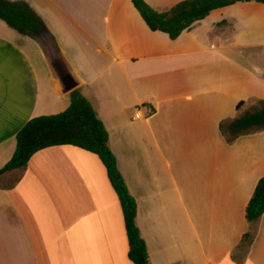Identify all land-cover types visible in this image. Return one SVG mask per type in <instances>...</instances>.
<instances>
[{
  "label": "crops",
  "instance_id": "0c3cea01",
  "mask_svg": "<svg viewBox=\"0 0 264 264\" xmlns=\"http://www.w3.org/2000/svg\"><path fill=\"white\" fill-rule=\"evenodd\" d=\"M8 1L51 13L73 48L88 40L81 75L58 45L108 133L149 264H264V213L251 225L245 218L264 177V129L229 130L264 101V4L214 10L171 40L123 0ZM14 31L0 25V169L28 121L70 104L44 59L46 68L34 66L36 44ZM128 250L96 155L50 147L0 176V264H133Z\"/></svg>",
  "mask_w": 264,
  "mask_h": 264
},
{
  "label": "trees",
  "instance_id": "16d2710c",
  "mask_svg": "<svg viewBox=\"0 0 264 264\" xmlns=\"http://www.w3.org/2000/svg\"><path fill=\"white\" fill-rule=\"evenodd\" d=\"M142 20L152 32L166 34L171 40L177 39L184 31L204 20L212 11L235 3L264 0H183L169 10L158 12L145 0H130ZM0 21L27 37L29 31L45 29L40 17L22 1L0 0ZM243 105L240 103L238 109ZM264 129V101L252 104L249 111L238 117L229 126L233 134ZM15 151L9 162L0 169V176L13 170L24 169L30 158L37 152L60 146H72L96 155L106 169L110 185L116 193L128 240V259L133 264H149L146 245L136 226V202L128 193L119 173L116 159L108 148V133L97 113L77 90L70 93L68 108L55 115L40 116L28 121L15 137ZM264 213V177L261 178L250 198L245 218L248 224L256 222ZM251 233L242 237V242L250 240Z\"/></svg>",
  "mask_w": 264,
  "mask_h": 264
},
{
  "label": "water",
  "instance_id": "95a60500",
  "mask_svg": "<svg viewBox=\"0 0 264 264\" xmlns=\"http://www.w3.org/2000/svg\"><path fill=\"white\" fill-rule=\"evenodd\" d=\"M27 36L38 47L58 93L66 95L75 91L80 86L81 79L64 57L52 33L45 28L39 32L29 31Z\"/></svg>",
  "mask_w": 264,
  "mask_h": 264
},
{
  "label": "rangeland",
  "instance_id": "374dc122",
  "mask_svg": "<svg viewBox=\"0 0 264 264\" xmlns=\"http://www.w3.org/2000/svg\"><path fill=\"white\" fill-rule=\"evenodd\" d=\"M180 1H183V0H145V2L152 8L154 9L155 11H163V10H167L169 8H172L174 5H176L178 2ZM119 2H121V0H119ZM123 4H131L130 0H123ZM132 5V4H131ZM36 7L34 6V10L36 11ZM137 11V10H136ZM138 12V11H137ZM36 13V12H35ZM39 13H42V17L43 18V22L45 21L47 23V25L49 27H47L48 29H50V31L54 34V36L56 37L60 47L62 48L63 52L65 53L66 57L68 58V60L70 61V63L72 64V66L76 69V71L78 72V74L81 75V73L83 74V70H81V66H79V63L76 59H78L79 57L82 56V51H81V47H84L86 50L88 48H91V46L88 44V40H84L81 44L82 45H79V44H76L77 47L73 48L74 47V42L72 43H68V41H71L72 39L70 38H64L60 33H59V30L56 28L55 26V22H53L52 20V14L51 13H48V14H45L43 12H39ZM37 14V13H36ZM0 25L2 26H6L7 25L5 23H3L2 21H0ZM10 28V27H9ZM13 30V29H12ZM14 31V30H13ZM16 32V31H14ZM18 32H16L17 34ZM19 34V33H18ZM1 35H3L1 33ZM94 46V45H93ZM37 50V49H36ZM89 51V49H88ZM38 52V55L36 57H32V61H33V64L34 66L37 65L38 68H46V65L43 61V58L41 57L39 51ZM81 92L88 96V87L84 86L82 87L81 89ZM54 115V114H53ZM224 130L226 131V135L227 136H230V132L229 130L227 129L226 130V127L224 128Z\"/></svg>",
  "mask_w": 264,
  "mask_h": 264
},
{
  "label": "built area",
  "instance_id": "2783aa9c",
  "mask_svg": "<svg viewBox=\"0 0 264 264\" xmlns=\"http://www.w3.org/2000/svg\"><path fill=\"white\" fill-rule=\"evenodd\" d=\"M144 117L145 116L141 113V111H139V109L135 110L134 119L141 120L144 119Z\"/></svg>",
  "mask_w": 264,
  "mask_h": 264
}]
</instances>
